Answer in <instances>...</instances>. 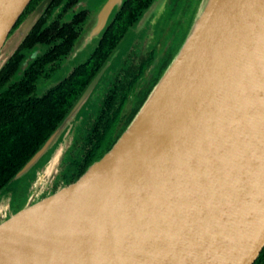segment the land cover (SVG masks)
Masks as SVG:
<instances>
[{
    "label": "water",
    "instance_id": "95a60500",
    "mask_svg": "<svg viewBox=\"0 0 264 264\" xmlns=\"http://www.w3.org/2000/svg\"><path fill=\"white\" fill-rule=\"evenodd\" d=\"M31 1L0 0V71L53 0L15 28ZM168 1H151L0 190V198L13 196L45 165L23 206L0 220V264H254L259 257L264 0H198L166 67L113 146L76 182L46 194L106 81L146 28L160 25ZM125 2L101 4L50 85L85 61Z\"/></svg>",
    "mask_w": 264,
    "mask_h": 264
},
{
    "label": "trees",
    "instance_id": "16d2710c",
    "mask_svg": "<svg viewBox=\"0 0 264 264\" xmlns=\"http://www.w3.org/2000/svg\"><path fill=\"white\" fill-rule=\"evenodd\" d=\"M40 1L43 0L30 2L16 27L38 7L36 5ZM151 1L126 0L85 61L74 68L60 84L48 91L45 96L39 99L27 98L34 89H26V84H22L20 89L14 87L2 95L3 98L0 100V190L55 130L81 92ZM34 32L31 33V37H33ZM81 32L71 34L66 43L59 48L58 54L67 53L76 43ZM28 40L29 38L25 44ZM34 67L38 68L39 66L35 64ZM159 77L154 81L155 83ZM35 81L36 78H33L30 85L34 84ZM129 81L131 80L129 79ZM154 82L153 86L155 85ZM151 89L152 87L143 93L139 107ZM122 92H124L123 89L119 93L109 89V93L100 103L101 110L93 116L92 123L87 124V128L83 130L84 132L74 144V151L69 160V168L72 169L61 176L59 181H70L71 184L76 182L113 146L126 125L131 121L138 109L127 117L126 123L122 122L121 116L127 100V93L123 94ZM34 173L35 171L25 178L17 188L18 193L14 199L19 200L15 207L16 212L23 206L28 197L30 182ZM254 264H264V248Z\"/></svg>",
    "mask_w": 264,
    "mask_h": 264
},
{
    "label": "flooded vegetation",
    "instance_id": "af4514ba",
    "mask_svg": "<svg viewBox=\"0 0 264 264\" xmlns=\"http://www.w3.org/2000/svg\"><path fill=\"white\" fill-rule=\"evenodd\" d=\"M104 1L105 0H53L45 10V13L29 32L23 44H21L16 53L9 60L7 66L1 70L0 100H2L3 94L14 87L20 89L22 84L27 85L26 89H34L27 98L35 99L45 96L48 91L60 84L61 81L55 85L49 86V82L58 75L66 65L75 43L65 54H58L60 51L59 48L66 43L71 34H78L80 31H83L86 23ZM196 1L197 0H169L168 13L160 29H157L156 32L153 27L147 29V36H145L143 40L145 47L142 50L139 49L140 54L138 55L137 69L131 67V64L126 66L123 65L121 67V69H124L123 74H121L119 70L111 79L110 86L107 90L108 93L109 89H112L116 93H119V91L123 89L124 92L122 93H127V100L121 116L123 118V123H126L127 117H129L134 110L139 109V101H142L143 93L148 88L153 87V82L156 81L163 71L165 64H167L170 59L183 33V20L188 18L192 13ZM41 2L42 1H40L36 7L39 6ZM33 31L35 32L33 33V37H31ZM28 38L29 40L27 44H25ZM140 42L141 41H139V44ZM139 44H135L133 51L134 49H138ZM35 64L39 67H34ZM71 72H69L68 75ZM33 78H36V81L34 84L30 85ZM129 79L131 81H129ZM126 108L129 109L125 111ZM127 112L130 114L128 115ZM68 178L70 179V176H68ZM62 184L63 186L59 187V185H57L55 189L58 190L69 186L71 183L70 181H63ZM17 193L18 190H16L14 195L16 196ZM15 196L9 206L10 214L16 213L15 207L19 200H14Z\"/></svg>",
    "mask_w": 264,
    "mask_h": 264
},
{
    "label": "rangeland",
    "instance_id": "374dc122",
    "mask_svg": "<svg viewBox=\"0 0 264 264\" xmlns=\"http://www.w3.org/2000/svg\"><path fill=\"white\" fill-rule=\"evenodd\" d=\"M197 2H198V0L196 1V4H197ZM102 4V3H101ZM101 4H100V6H101ZM196 4H195V6H196ZM99 6V7H100ZM195 6H194V8H195ZM194 8H193V10H194ZM96 12V11H95ZM94 12V13H95ZM167 13H168V11H167ZM192 13H193V11H192ZM191 13V14H192ZM191 14L189 15V17L188 18H186L185 20H183L184 21V23H183V25H184V29H185V27H186V24H187V21L190 19V16H191ZM93 16V15H92ZM166 16H167V14L165 15V17H164V19H163V21L160 23V25H158V26H155V27H153V29H155V32H156V30L157 29H160V27H161V25H162V23L165 21V19H166ZM149 27H152V26H149ZM149 27H147L146 28V32L144 33V35H141L133 44H132V46H131V48H130V50H129V52L126 54V56L122 59V61H121V63H120V65L118 66V68L115 70V72L114 73H112L111 74V76L108 78V80L106 81V83H105V86H104V88L102 89V91L99 93V95L97 96V98H96V101H95V103L93 104V108H92V110L89 112V114L87 115V118L81 123V125H80V129H79V134H78V137L77 138H79V136H81L82 135V132H84L83 130L84 129H86L87 128V124H89V123H92V120H93V116L94 115H96L100 110H101V108H100V103H102V101L104 100V98L106 97V95L108 94V87L110 86V82H111V79L113 78V76H115V74H117L116 72H119V70H120V72H121V74H123V72H124V69H121V67L124 65V66H126V65H130L131 64V67H134V69H137V65H138V59H139V57H138V55L140 54V50L139 49H144V38H145V36H147L146 34H147V29L149 28ZM184 31V30H183ZM183 34V33H182ZM182 36V35H181ZM181 38V37H180ZM180 40V39H179ZM139 41H141L140 42V44H139ZM179 42V41H178ZM135 44H139V47H138V49L137 50H135L134 49V51H133V47L135 46ZM55 85V84H54ZM49 86H50V84H49ZM129 108H126V110L125 111H127ZM92 114V115H91ZM127 114L129 115L130 113L129 112H127ZM92 116V117H91ZM77 140V139H76ZM76 142V141H75ZM75 142L72 144V146H71V148L65 153V155L63 156V159H62V162H61V164H60V166H59V168H58V176L56 177V179L54 180V182H53V185L52 186H50L49 187V189H48V192L46 193V194H48V193H52V192H54V191H56V189H54V188H56V186L57 185H59V187H61V186H63V184H62V182L63 181H59V179H60V177L61 176H64L65 175V173L69 170V169H72L71 167L69 168V160H70V158H71V155H72V153H73V151H74V144H75ZM68 173H70V172H68ZM44 174H45V165L44 166H42V167H40V168H38L36 171H35V173H34V177H33V179H32V181L30 182L31 183V186L29 187V192H28V194H30V192H33L34 191V189H35V185H36V183L38 182V180L40 179V177H42V176H44ZM67 175V174H66ZM54 189V190H53ZM16 192V191H15ZM15 194V193H14ZM13 194V196H11V197H8L9 195H5V196H3V197H1L0 198V208L1 207H4L7 203H8V201H9V204H7L6 206H10V203H11V201H12V199H13V197L15 196ZM10 198V199H9ZM7 208V207H6ZM5 214H7V215H12V214H10V209H8V211H7V213H5L3 210H1L0 209V220H2V216H4Z\"/></svg>",
    "mask_w": 264,
    "mask_h": 264
},
{
    "label": "bare ground",
    "instance_id": "6f19581e",
    "mask_svg": "<svg viewBox=\"0 0 264 264\" xmlns=\"http://www.w3.org/2000/svg\"><path fill=\"white\" fill-rule=\"evenodd\" d=\"M48 172V171H47Z\"/></svg>",
    "mask_w": 264,
    "mask_h": 264
}]
</instances>
